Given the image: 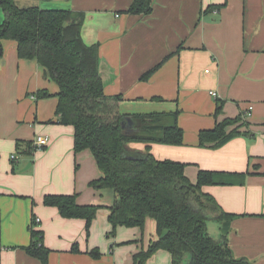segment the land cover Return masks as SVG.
<instances>
[{
    "label": "crops",
    "instance_id": "obj_1",
    "mask_svg": "<svg viewBox=\"0 0 264 264\" xmlns=\"http://www.w3.org/2000/svg\"><path fill=\"white\" fill-rule=\"evenodd\" d=\"M16 2L21 8L85 14L84 43L99 46L105 94L123 96V115L180 112L178 124L184 131L183 144L151 145L150 153L157 159L186 164V176L193 183L200 171L247 174L243 185L208 186L204 191L225 212L238 216L231 223L228 236L234 257L250 264H264V0H153L152 13L141 16L124 13L133 0ZM4 21L5 13L0 8V26ZM3 47L1 264H40L21 249L31 244L34 217L40 220L35 229L43 231L44 245L52 250L49 264H134L135 256L158 239L154 221L148 220L142 231V238L148 237L139 249L123 253L117 248L108 254L105 244L110 242L104 235L111 232L109 205L99 204L102 211L94 220L89 237L85 221L66 220L56 208L44 205L47 195L74 194L80 205L95 204L97 192L102 197L103 192L110 190L89 187L102 174L91 152L74 153L73 127L58 123V85L45 76L36 59L18 57L16 42L5 40ZM169 56L148 81H142L144 74ZM40 90L53 96L41 100L33 97L34 112L33 106L24 102L25 94ZM212 92L217 96L213 97ZM220 103L223 109L216 115ZM237 117L244 122L239 135L219 148L200 147L201 131L213 130L218 123ZM38 136L49 139L45 149L35 148ZM29 142L33 143L34 153H38L37 161L26 159L22 169L29 164L32 167L19 175L12 166L13 152L23 153ZM129 148L145 151L146 146L130 144ZM213 226L212 232L219 238L221 224L216 222ZM136 233L140 236V232ZM125 240L128 239L115 238L117 244ZM75 244L79 253L71 251ZM94 249L102 250L100 259L89 254ZM146 264H172L171 256L161 250Z\"/></svg>",
    "mask_w": 264,
    "mask_h": 264
},
{
    "label": "trees",
    "instance_id": "obj_2",
    "mask_svg": "<svg viewBox=\"0 0 264 264\" xmlns=\"http://www.w3.org/2000/svg\"><path fill=\"white\" fill-rule=\"evenodd\" d=\"M152 3L153 0H133L124 13L149 15ZM0 8L5 13L0 26V60L4 56L3 41H14L18 57L36 59L45 76L58 85V123L73 127L74 153L91 152L102 174L91 182V187L111 190L115 195L108 215L110 234L114 235L119 227L144 231L148 220L156 223L158 239L135 256L134 264H146L161 250L170 254L172 264H250L236 259L230 248V227L238 216L225 212L204 191L208 186L243 185L247 174L200 171L193 183L186 176V164L159 160L151 154L153 144H183L184 131L178 124L180 112L133 116L121 113L123 96L105 94L99 46L84 43V13L21 8L16 0H0ZM170 57L144 74L142 81H148ZM52 96L47 90L36 95L38 100ZM222 107L220 103L216 115ZM125 118L130 120L129 128L124 126ZM243 125L241 117H237L218 123L213 130L201 131L200 147L223 146L240 134ZM130 144H143L146 149L132 150ZM26 145L23 153L32 156L33 143ZM77 198V194L47 195L43 203L56 208L66 220L85 221L89 237L101 206L80 205ZM210 221L221 224L219 238L210 234ZM36 225L34 217L31 244L21 249L40 264H49L52 250L44 245V233L35 229ZM71 251L79 253L78 245ZM89 254L94 259L101 257L97 249Z\"/></svg>",
    "mask_w": 264,
    "mask_h": 264
},
{
    "label": "rangeland",
    "instance_id": "obj_3",
    "mask_svg": "<svg viewBox=\"0 0 264 264\" xmlns=\"http://www.w3.org/2000/svg\"><path fill=\"white\" fill-rule=\"evenodd\" d=\"M54 86H56V85H54ZM36 95H37L36 91L35 92H29V93L27 92L25 94V100L26 101H24V102L29 103V106L30 105L33 106L34 112H36V103L34 101H31V100L33 99V97L36 98ZM37 155H38V153H36V152L32 156H29V155L23 154L20 150H18L16 152L14 151L13 156L16 158V160L14 163L12 162V166H13L15 173H18L19 175H21L20 171L22 169V164L24 163V161H26V159L27 160L30 159L31 162L36 163ZM89 187H90V189H92L91 183H90ZM97 191H101V190H97ZM94 192H96V191H94ZM96 199L98 200V203H95V204L91 203L88 205L99 206V204L102 203L106 207H108L107 205H109L111 207L114 204L115 196H114L113 191H111V190H110V192L109 191L103 192L102 197H100V194H98V192H97V198ZM100 211H102V209H99L98 213ZM98 213H97L96 219L98 217ZM213 224H216V222L210 221L208 223V229H209V232L211 233V235L213 237H216L215 234H213V232H212L213 227H214ZM210 228H211V231H210ZM91 230H92V228H91ZM149 231H150V229H149ZM135 232H140V236L137 233L135 235ZM148 233L149 232H147V234ZM146 236L148 237V235H146ZM146 236H145V239H146ZM118 237L126 238L128 240H125L123 242H119V244H117L115 242V238H118ZM104 239L108 240L110 242V244L109 243L105 244V248L107 249L108 254L110 253V251H116L117 248L123 249V251H121L123 253H124V251L130 250V249H136L137 250V249H139L138 246L141 245L142 240L145 241V239L142 238V231H140V229H127V228H118L114 235H112L110 233H108L107 235L105 234ZM111 245H114L113 248H110ZM100 247H102V246H100ZM97 250H98V252H100L101 257H102V253H103L102 250L101 251L99 249H97Z\"/></svg>",
    "mask_w": 264,
    "mask_h": 264
},
{
    "label": "built area",
    "instance_id": "obj_4",
    "mask_svg": "<svg viewBox=\"0 0 264 264\" xmlns=\"http://www.w3.org/2000/svg\"><path fill=\"white\" fill-rule=\"evenodd\" d=\"M211 95L213 97H216V93L212 92ZM49 144V139L47 137H43V136H38L36 138V140L34 141V146L36 149H43L45 147H47ZM13 160H16V158L13 156L12 157ZM40 222L39 219H36V223L38 224Z\"/></svg>",
    "mask_w": 264,
    "mask_h": 264
},
{
    "label": "water",
    "instance_id": "obj_5",
    "mask_svg": "<svg viewBox=\"0 0 264 264\" xmlns=\"http://www.w3.org/2000/svg\"><path fill=\"white\" fill-rule=\"evenodd\" d=\"M125 127H127V128H129L130 127V120L129 119H127V118H125ZM32 167V164H29L26 168H24V169H22L21 171H20V173L21 174H24V173H26L30 168Z\"/></svg>",
    "mask_w": 264,
    "mask_h": 264
}]
</instances>
